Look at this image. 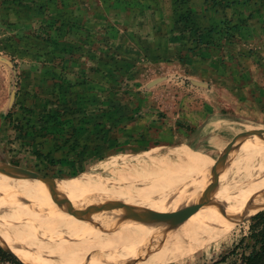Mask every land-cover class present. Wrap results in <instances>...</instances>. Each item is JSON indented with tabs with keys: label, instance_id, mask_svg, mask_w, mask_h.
<instances>
[{
	"label": "rangeland",
	"instance_id": "rangeland-1",
	"mask_svg": "<svg viewBox=\"0 0 264 264\" xmlns=\"http://www.w3.org/2000/svg\"><path fill=\"white\" fill-rule=\"evenodd\" d=\"M182 16L197 29L178 22ZM145 41H177L186 54L173 58ZM191 41L210 42L198 50ZM191 45L196 51L188 56ZM187 70H219L225 73L221 81L236 85L233 107L216 105L211 112L215 122L234 115L232 122H216L224 130L220 136L210 139L209 129L204 141L194 134L149 147L120 142L136 118L174 121L177 104L204 99L208 92L195 87ZM263 90L264 0H0V186L35 211L50 215L58 206V212L75 210L70 224L77 216L94 224L91 231H62L48 228L51 219L39 220L38 231L47 228L50 235L18 238L19 224L0 217L21 245L0 242L14 256L1 264L150 263L163 252L143 248L147 243L138 244L139 235L162 238L172 221L186 217L198 224L225 199L221 186L242 184L211 178L264 168V135L238 137L246 129H264ZM116 124L125 127L110 134ZM115 138L118 144L106 146ZM37 149L51 151L54 163L36 157ZM226 149L228 159L220 162ZM262 211L264 206L212 226L203 239L158 262L217 264L250 236L252 219ZM111 246L127 248L112 254Z\"/></svg>",
	"mask_w": 264,
	"mask_h": 264
},
{
	"label": "bare ground",
	"instance_id": "bare-ground-1",
	"mask_svg": "<svg viewBox=\"0 0 264 264\" xmlns=\"http://www.w3.org/2000/svg\"><path fill=\"white\" fill-rule=\"evenodd\" d=\"M251 173H254V174H243V173L238 174V173L229 172L228 174L222 173V176L221 174H218L217 176L211 178L212 179L211 181L234 180V181L242 182V184L240 183L229 184L228 183L224 187L221 186V191L223 193L222 196L225 199L221 201L222 203H220V200L216 201L213 206L214 209H212L211 212H209L207 216L202 217L200 219H196L200 224L199 223L196 224L197 222L194 223L195 220L191 221L189 220L188 217H186L185 219H183L184 223H177V222L172 221L173 223L172 229L170 231L168 230V232L166 231V233H164L163 235L164 237L162 238L156 237L158 233L153 234V235L150 234L149 238L139 235L137 237L138 240H136V242L138 244H141L142 242L147 243V245L144 246L143 248H146V247H151V248H156V249L158 248V250L160 249L163 252L162 254L157 255L148 264H160L162 262H165L169 260L171 257L179 254L182 250L188 248L191 244L203 239L204 236L207 235L205 234V231H208L212 226L224 225L227 222L234 219V217L236 218L242 215L248 216L249 214H251L249 212L253 211L254 209H258L264 206V168L256 172L251 171ZM198 182L191 183V185H195V184L200 185V183L204 181L202 179ZM75 183L76 182H73V183L67 184L66 186L73 187ZM217 203H220V204H217ZM57 210H59L58 206H52L51 211H50V213L52 214L50 215L35 211L31 207H29L27 204H25L19 197L4 190L0 186V217L7 218L9 220L11 219L12 221H15L17 224H19V227L22 230V234H19V235L15 234L18 238L37 237L40 233H45L46 235H50V231L47 230V228H44V230L38 231V226H40L39 224L41 223L35 222L39 220L43 221L45 219L53 220L51 224L48 226V228L51 226L55 230L58 229L62 231H69L71 230L70 226H74V227H81V226L86 227L87 226L88 230L90 229L89 231H91V229L94 227V224L91 225L87 222V220H85L86 218L81 219L79 218V216H77L76 219L74 220L75 222L74 225L70 224L68 220L71 216H75L73 212L75 210H71L66 213L65 211L58 212ZM53 214H56V215H53ZM107 219H111V217ZM94 223L96 224V222ZM0 226L2 227L0 228V242L7 245V247L11 246L14 249L21 248V245L17 243L16 240L14 241L13 232L9 229L3 228L4 226H6V223L2 222ZM194 226L196 228H194ZM194 229H196L195 231L196 234L188 237L187 235L190 232L193 231L192 233H195ZM72 236H78V235L72 232ZM186 236H187L186 239H183L182 241L178 242L181 238H184ZM117 238H119L118 240L124 239V237L122 236L117 237ZM117 238H115L114 241H116ZM155 238H157V242H155ZM68 239H69V236L63 238L62 240L58 242L59 243L65 242ZM176 243H177V246H174V244ZM125 248L122 247V250H115L114 247L112 246L109 247L112 254H115V252H123ZM131 259L133 258H131L130 256L126 257L127 261L128 260L130 261ZM158 261H162V262H158ZM154 262H157V263H154Z\"/></svg>",
	"mask_w": 264,
	"mask_h": 264
},
{
	"label": "crops",
	"instance_id": "crops-1",
	"mask_svg": "<svg viewBox=\"0 0 264 264\" xmlns=\"http://www.w3.org/2000/svg\"><path fill=\"white\" fill-rule=\"evenodd\" d=\"M145 42L156 45L157 49L165 51L168 56L173 58L185 53L182 51L183 48L178 44L177 41ZM187 53L188 56L194 55L190 51H187ZM192 58L193 57H191L190 60H192ZM186 74L188 78L197 79V81H194L195 87L197 89L208 92L206 95H204V99L201 101H196L195 103H190L191 101H189L188 103L181 102L180 104H177V114H173L175 117L174 121H172V119L171 121L167 120L165 123H160L157 122L154 117L151 119L148 118V120H144L140 117L136 118L132 121L130 127L125 130L127 131V133H125L127 137H121L119 139L120 142L123 144L126 143L127 145H130L133 142L137 146L149 147L150 145H154V143L158 140H163L165 142H175L179 138H192L194 134L197 137L194 139L195 141H204L205 137L203 138V135L209 129L210 131L208 134L210 139L220 136L224 130L215 128L214 126L216 125V122H232V119L229 118V116L232 114H229L228 116L226 115V120L222 119L215 122V119H213L215 114L211 112L214 109L216 110V105H218V107L222 106L228 109L233 107L236 99V85H231L230 83L227 85L226 82L221 81V79H223L222 74L225 73L219 70H204L200 72L187 70ZM209 79L211 82L207 83ZM260 92H262V89H260ZM260 92L255 98L253 97L255 104H259ZM178 124H181L182 127H179ZM3 133V130H1L0 134ZM256 135L262 137L264 135V129H246L243 133H240L238 137L239 139H247ZM230 152V149H226L224 153L220 155L221 157L219 160L225 158L224 161H226Z\"/></svg>",
	"mask_w": 264,
	"mask_h": 264
},
{
	"label": "trees",
	"instance_id": "trees-1",
	"mask_svg": "<svg viewBox=\"0 0 264 264\" xmlns=\"http://www.w3.org/2000/svg\"><path fill=\"white\" fill-rule=\"evenodd\" d=\"M178 22H180L182 24L185 23V24H187L189 26H193L195 29H197V27L195 26V22L192 21L190 16H188V18L186 20L182 16L181 20ZM202 40H203V38H202ZM209 42L210 41H191V44H193L195 46V48H197L198 50H201V47L208 46ZM195 48H193L191 45L187 51H190L193 53L194 51H196ZM182 51H183V49H182ZM182 55H183V53H182ZM182 55H180L179 57H182ZM47 103L49 104V102H47ZM47 103H45V106ZM11 118H14V115L11 116ZM9 120H11V119H9ZM126 120L128 121L130 119L126 116ZM13 121H14V123L16 121V125H17L16 128L18 129L19 134L24 135L26 137L25 129H23L21 126L19 127L20 121H18L17 118L13 119ZM178 126L182 127L181 124H178ZM124 127L125 126L119 128L118 125L116 124V126L113 127L112 132H111V130H108V131L110 134H113L117 130H119L121 132V129H123ZM33 129H37V128H33ZM188 130H190V129H188ZM116 140H117L116 138L113 140L107 139L105 142L106 146L109 147L113 143L118 144ZM77 144H79V143H77ZM54 154H55V151H54ZM34 155L41 160L46 159V161H50V165H52L54 163L53 162L54 157H52L53 154L51 153V151L44 153V152L40 151L39 149H37L34 151ZM48 171H49V169H48ZM252 220H254L256 223L254 225H252L250 236L243 238L239 242V244H237L234 247V249L232 251H230L227 255H224L217 264L226 263L229 260H231V264H264V211L260 212ZM248 238L253 240L252 245H250L249 243H246ZM12 257H14V256L6 248H4L0 245V264L6 260L11 259Z\"/></svg>",
	"mask_w": 264,
	"mask_h": 264
},
{
	"label": "water",
	"instance_id": "water-1",
	"mask_svg": "<svg viewBox=\"0 0 264 264\" xmlns=\"http://www.w3.org/2000/svg\"><path fill=\"white\" fill-rule=\"evenodd\" d=\"M225 159V158H224ZM224 159L220 160V162H224ZM10 169L14 172V173H22V174H26V175H31L32 177H36L35 174L31 173V172H28V171H25L21 168H18V167H14V166H9ZM37 178V177H36ZM164 219V218H163ZM161 219V220H163ZM9 252H11L9 249H7Z\"/></svg>",
	"mask_w": 264,
	"mask_h": 264
}]
</instances>
